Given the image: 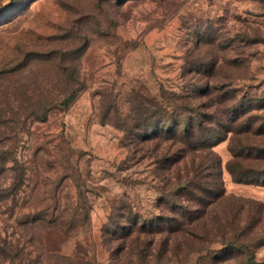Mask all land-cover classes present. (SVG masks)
<instances>
[{
	"label": "rangeland",
	"instance_id": "rangeland-1",
	"mask_svg": "<svg viewBox=\"0 0 264 264\" xmlns=\"http://www.w3.org/2000/svg\"><path fill=\"white\" fill-rule=\"evenodd\" d=\"M61 85L78 91L68 107L57 94L66 88ZM220 85L234 94L233 103H244L233 111L264 117V0H0V101L21 106L7 108L10 119L2 128L13 157L9 167H25L33 184L55 181L59 157L65 166L64 157H71L80 166L83 188L92 191L90 232L66 242L64 256H72L83 243L97 264L141 262L137 255L130 258L128 250L117 255L122 240L112 236L109 226L117 234V209L128 198L140 223L155 228L163 184L151 175L149 162L133 158L129 135H166L163 125L155 130L144 126L153 108L175 114L176 105L187 100L201 114L214 113ZM204 89L207 95L196 93ZM41 102L54 103L43 121L34 118L30 106ZM18 116L20 122H11ZM230 137L215 138L211 156L222 162L226 194L236 198V208H244L238 226L249 228L263 220L262 228L246 234L250 241L264 237V186L233 181L227 170ZM248 138L252 144L253 135ZM156 144L162 151L170 142L156 139L144 149ZM12 177L9 171L0 182L7 184ZM63 190L64 196L75 195ZM9 214V208L0 207L3 235L11 230ZM140 236L156 242L170 238L161 258L148 255L151 264L196 263L213 252L230 254L221 239L206 247L195 244L193 250H206L188 255L192 246L181 244L179 232ZM125 241L128 247L138 244L135 234ZM254 251L262 263L264 245Z\"/></svg>",
	"mask_w": 264,
	"mask_h": 264
},
{
	"label": "trees",
	"instance_id": "trees-1",
	"mask_svg": "<svg viewBox=\"0 0 264 264\" xmlns=\"http://www.w3.org/2000/svg\"><path fill=\"white\" fill-rule=\"evenodd\" d=\"M61 86L66 88L62 89L63 93L58 91L57 94L64 96L62 104L68 107L76 99L78 91L67 85ZM217 90L220 95L215 99L214 113L201 114L187 100L176 105L175 114L166 113L165 107L153 108L151 121H145L144 126L155 130L163 125L167 128L166 135L160 132L129 135V145H134L133 158L147 161L149 166L154 167L151 175L163 184V189L157 205L160 213L152 220L157 225L155 228H148L145 222L140 223L141 217L138 213L134 214L128 198H125L127 203L120 202L117 209L120 228L117 226V234L115 226H109L112 236L115 234L117 240H122L117 247V255L128 250L126 253L130 254V258L139 256V264H151L148 255L155 254L161 258L168 250L170 238L156 242L155 239L145 240L140 235L168 231L170 234L179 232L183 240L181 244L192 246L188 255L201 253L206 250V244L209 246L220 239L230 253L220 255L213 252L200 257L196 263L190 260L187 264H223L229 261H232L230 264H264V261H256L254 253L255 248L264 245V237H255L250 241L245 238L254 227L262 228L263 220L258 218L256 226L250 225L249 228L238 226L245 218L242 214L244 208H236V198L226 194L222 162L211 156L215 155V138L222 136L227 139L231 133L229 147L232 158L227 170L233 181L264 186V117L248 116V111L244 109L241 112L233 111L244 103H233L234 94L224 91L222 85ZM208 92L204 89L196 93L207 95ZM53 104L31 103L35 117L30 116L45 120ZM12 106L7 100L0 101V181L7 172L13 173L9 183L0 182V207L9 208V218L12 220L11 230H7L5 235L0 231V264H97L89 259V251L83 243L77 244L72 256L61 253L62 246L78 237V233L90 232L92 191H88L86 185L83 188L79 164L71 157H64L68 163L65 166L59 157V169L56 170L59 180L46 179L34 184L25 167H9L13 157L4 144L2 128L7 126L10 119L6 116V110ZM13 108L18 110L21 106ZM222 108L223 115L217 119ZM11 111L14 112L13 109ZM20 120L21 116H18L12 118L11 122L18 123ZM215 122L218 127H215ZM254 124L258 126L252 130L250 126ZM249 135H253L252 144H248ZM161 138L170 142L167 149L161 151L159 144L144 149L149 141ZM68 170L72 171L73 176L68 175ZM65 188L74 190L75 195L64 196ZM233 209L235 212L232 214ZM110 229L104 228V232L109 234ZM133 234L138 244L128 247L125 240ZM84 240L88 242L87 238ZM195 244L205 247L193 250Z\"/></svg>",
	"mask_w": 264,
	"mask_h": 264
}]
</instances>
